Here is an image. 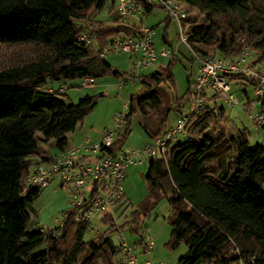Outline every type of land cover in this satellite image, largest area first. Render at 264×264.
Returning a JSON list of instances; mask_svg holds the SVG:
<instances>
[{
  "label": "trees",
  "instance_id": "trees-1",
  "mask_svg": "<svg viewBox=\"0 0 264 264\" xmlns=\"http://www.w3.org/2000/svg\"><path fill=\"white\" fill-rule=\"evenodd\" d=\"M176 1L195 11L196 19L190 14L185 19L193 50H188L190 66L204 54L236 58L246 46L253 53L254 68L264 61V0ZM105 3L0 0V264H115L122 242L116 244L111 232L129 226L130 232L137 233L139 222L150 218L162 200L169 205L170 225L164 246L172 250L186 245L175 264H264V144L251 145L245 127L234 133L222 131L226 110L210 93L199 111L185 114L189 116L183 129L186 138L170 143L165 154L148 159L150 186L130 219L117 225L111 215L101 216L99 221L108 227L87 240L86 221L68 218L62 226L46 230L31 223L27 205L44 187L26 189V178L34 163L56 156L42 149L40 142L52 141L59 153L66 149V134L103 95H85L76 103H66L65 94L48 83L96 79L108 73L126 80L131 77L113 69L98 51L112 38L136 35L139 27L118 16L105 25L93 19L81 23ZM141 6L143 15L160 8L155 2L142 1ZM171 21L166 16L165 41ZM81 26L94 43L78 39ZM178 60L172 53L167 63L158 62L154 70L136 77L143 92L130 97L123 129L107 151L124 146L136 111L150 141L174 128L183 100L192 94L191 72L185 93L174 94L172 67ZM229 82L255 84V78L231 74ZM257 111L264 112V100ZM171 112L176 118L173 124ZM127 204L124 197L119 210ZM145 239L140 235L134 247L141 246L144 252ZM41 246L44 249L35 252Z\"/></svg>",
  "mask_w": 264,
  "mask_h": 264
},
{
  "label": "built area",
  "instance_id": "built-area-1",
  "mask_svg": "<svg viewBox=\"0 0 264 264\" xmlns=\"http://www.w3.org/2000/svg\"><path fill=\"white\" fill-rule=\"evenodd\" d=\"M142 1L158 3L167 17L176 21L178 25L179 42L191 53L193 50L186 34L187 24L185 19L188 12L176 0H115L114 13L118 17L136 18L139 31L136 35L118 36L107 41L98 55L103 57L108 52H126L131 55V77L140 72L155 68L160 59L175 53L172 49L154 46V27L145 25L142 19ZM78 39L87 43H94V39L84 27H80ZM199 66L192 75L191 95L196 104L194 112L203 106L204 96L208 93L215 94L229 105H235L238 100L232 91L229 76L239 74L255 78L253 86L254 95L258 102L264 100V73H260L251 65L253 53L246 46L236 58L204 54L197 57ZM121 83L127 80L121 77ZM93 78L85 77L83 86L93 83ZM193 114V112H192ZM249 118L255 128L264 125V112H249ZM189 116L180 114L176 124L165 136L151 140L141 147H122L116 151H107L114 144L115 138L125 123V112L117 117L116 130H104L99 142H92L86 138L80 144L68 146L48 162L33 164L26 178L25 188H41L49 185L54 178L59 180L69 191L70 209L63 211L57 226H62L66 219L74 222L86 221L91 228V221L95 217L112 215L121 206L124 200L122 182L128 167L132 164H141L145 159L158 154H165L171 139L176 134L183 132ZM152 238L146 237L143 251L148 253ZM115 264H165L164 261L152 262L148 259L140 260L134 254L132 245L123 241L116 257Z\"/></svg>",
  "mask_w": 264,
  "mask_h": 264
},
{
  "label": "rangeland",
  "instance_id": "rangeland-1",
  "mask_svg": "<svg viewBox=\"0 0 264 264\" xmlns=\"http://www.w3.org/2000/svg\"><path fill=\"white\" fill-rule=\"evenodd\" d=\"M115 0H106L104 7L101 10L95 11L94 14L98 16L97 20L102 24H110L115 18L114 12H111L113 2ZM184 10L191 15L192 19H196L195 11L189 7L182 6ZM166 13L161 8H155L150 14L142 15L143 23L148 26L154 27V46L159 49L165 47L175 51L179 60L175 61L172 67L173 74L176 80L177 96H182L187 87V75L191 72L194 75L199 66V59L196 58L193 63L189 64L187 57L190 53L188 49L179 42L178 25L176 21H171L167 28V40H163L165 29ZM131 23L138 24L136 18H130ZM88 20H82L81 23H88ZM9 51V50H8ZM7 51V52H8ZM9 52L8 54H10ZM7 56V55H6ZM105 58L111 64L113 69L119 72L130 73L132 71L131 55L126 52H108ZM170 56L160 59L158 62L167 63ZM157 62V63H158ZM151 68L145 72H151ZM255 70L264 73V61L257 64ZM143 72V73H145ZM142 72L136 75H141ZM122 78L108 73L102 77L93 80V83L88 86L82 85V79L66 80L64 82L55 81L49 82L48 87L59 90L64 93V101L66 103H76L80 98L85 95H94L102 93L103 95L98 99L96 106L79 121L74 130L66 134L68 138V145H78L86 138L92 142H99L102 132L104 130L117 129V117L127 111L130 97L133 94L142 93V88L138 80L134 77H128L126 83H121ZM192 82V80H191ZM232 91L234 92L238 103L229 105L222 99L217 98L216 103L218 106H223L226 110L227 120L222 125V131L234 133L236 128L245 127L249 129V141L251 145L264 144V128L257 130L249 118V112L257 111L259 102L257 101L253 86L249 82L231 83ZM245 89L246 93L243 92ZM251 101L247 107L244 104ZM196 104L192 100V95L187 96L183 100V107H181V114L185 115L190 111L195 110ZM170 123H175V113L171 112L169 116ZM140 113L136 111L132 115L130 133L125 139L124 147H141L149 143V137L140 128ZM124 125V124H123ZM123 129V127H122ZM186 138L184 132H180L173 136L171 144L181 142ZM52 141L47 143L40 142L39 146L44 149L48 154H56L58 150L52 146ZM147 144V143H146ZM149 161L145 159L141 164H132L128 167L127 175L122 182V188L125 198L127 199V206L116 211L111 215L117 223L121 225L125 219H130L131 212L136 208L146 196L150 186V176L148 174ZM69 204V191L67 187L61 185L57 178H54L49 185L45 186L40 195L31 203L27 205V211L31 216V223H37L43 229L55 228L61 220L63 211L70 209ZM169 214V205L166 200L158 203L155 209L152 210L151 216L148 219L139 222L137 233L129 231V226L122 229L114 230L111 232L110 237L112 240L119 244L123 241L129 243L134 247V241L141 235L152 238V245L148 253L142 252L141 246L135 248L134 254L140 260L148 259L152 262L164 261L165 264H175L177 259L185 252L186 245L181 244L175 249L169 250L164 244L170 236V225L167 220ZM108 226L99 221V217H95L91 221V228L85 233L84 239L91 238L96 231H102ZM44 249L41 246L35 250L39 252Z\"/></svg>",
  "mask_w": 264,
  "mask_h": 264
},
{
  "label": "crops",
  "instance_id": "crops-1",
  "mask_svg": "<svg viewBox=\"0 0 264 264\" xmlns=\"http://www.w3.org/2000/svg\"><path fill=\"white\" fill-rule=\"evenodd\" d=\"M112 9H113V7H112ZM114 12V11H113ZM98 16H96L95 14H93L92 16H90L88 19H86V20H96V21H98L97 18ZM127 20H129V19H127ZM130 22H131V20H129ZM105 25V24H104ZM149 142H150V138H149ZM146 143H148V142H144L143 144H146ZM59 153V151L56 153V154H53V155H57ZM52 155V154H51Z\"/></svg>",
  "mask_w": 264,
  "mask_h": 264
}]
</instances>
